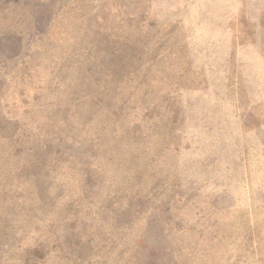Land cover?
Segmentation results:
<instances>
[{"label": "rangeland", "instance_id": "1", "mask_svg": "<svg viewBox=\"0 0 264 264\" xmlns=\"http://www.w3.org/2000/svg\"><path fill=\"white\" fill-rule=\"evenodd\" d=\"M0 264H264V0H0Z\"/></svg>", "mask_w": 264, "mask_h": 264}]
</instances>
